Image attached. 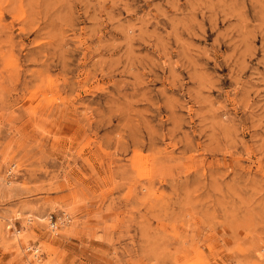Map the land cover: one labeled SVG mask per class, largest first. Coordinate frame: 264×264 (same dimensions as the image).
Masks as SVG:
<instances>
[{
	"label": "clouds",
	"instance_id": "clouds-1",
	"mask_svg": "<svg viewBox=\"0 0 264 264\" xmlns=\"http://www.w3.org/2000/svg\"><path fill=\"white\" fill-rule=\"evenodd\" d=\"M94 257L264 264V0H0V264Z\"/></svg>",
	"mask_w": 264,
	"mask_h": 264
},
{
	"label": "rangeland",
	"instance_id": "rangeland-1",
	"mask_svg": "<svg viewBox=\"0 0 264 264\" xmlns=\"http://www.w3.org/2000/svg\"><path fill=\"white\" fill-rule=\"evenodd\" d=\"M9 20H11L10 17H9ZM214 40H215V35H210L208 37L209 44H211ZM48 87L49 88H54L55 87L54 83L51 80L48 83ZM34 96H35V94H33L32 96H30L28 98V101H27V103L30 106V110L33 111V112L37 108H39L42 103L43 104L50 105V104L56 102V100L58 99L55 95H47V94H44V95L39 96V98H36L35 99V103L33 104L32 101H33ZM41 131L42 132H47V129H41ZM73 135H75L74 132L71 135L65 137V139L70 142ZM56 139H58V138H56ZM132 164H133V167H135L138 172H141V173L147 172L149 170V167H150V164H151L150 155L149 154L133 153V156H132ZM86 175L87 174H85V179H86ZM15 227H16L17 230H19V228H20L19 223H17L15 225ZM9 230L11 231V229H9ZM4 259H5V261H7L8 257L5 256ZM95 261H96V258L94 257L93 258L94 264H95Z\"/></svg>",
	"mask_w": 264,
	"mask_h": 264
}]
</instances>
